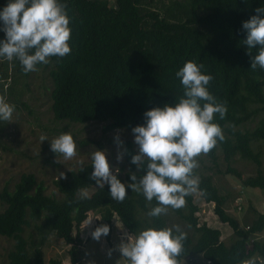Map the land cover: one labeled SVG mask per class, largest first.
I'll return each instance as SVG.
<instances>
[{
  "label": "trees",
  "instance_id": "obj_1",
  "mask_svg": "<svg viewBox=\"0 0 264 264\" xmlns=\"http://www.w3.org/2000/svg\"><path fill=\"white\" fill-rule=\"evenodd\" d=\"M60 2L67 5L70 17L72 51L62 59L52 57L48 65L37 66L49 78L50 84L39 85L48 92L55 121L104 123V133L124 130L133 134L134 127L146 125L147 111L165 104L174 106L183 96L176 72L190 60L203 64L202 73L214 77L208 90L227 107L225 118L217 115L213 121L223 129L225 140H218L205 154L212 162L206 169L230 175L242 186L258 188L264 195L262 152L254 150L255 144L264 140V119L260 118L252 130L243 129L245 122L264 112V69H251L257 50L249 55L242 28L243 22L257 14V8L264 7V0ZM7 3L0 0V11ZM4 39L5 33L0 31V41ZM35 73L25 74L18 60L0 58V96L5 100L10 96L15 109L18 105L27 107L21 96L31 91L28 80ZM8 80L7 89L2 91ZM136 154L133 143L125 142L123 166L114 174L122 183H133L132 174H146L131 163ZM237 157L255 164V174L243 177L232 165ZM219 160L225 165L223 170ZM93 170L92 160L68 170L52 180L54 193H47L44 183L32 173L21 174L12 189L7 185L1 189L0 237L11 241L6 264H61L59 259L45 261L43 257V247L51 235L69 245L71 264H82L77 257L84 242L80 235L83 222L91 215L98 216L92 233L100 225L111 229L114 218L133 237L149 228H171L175 235L179 226L186 233L179 264H195L196 255L207 264H264V237H257L264 230V211L251 208L253 217L242 226L235 213L225 208L227 195L220 193L211 174H198L197 168L193 171L199 178L201 198L214 205L218 220L232 230L229 244L219 239L218 229L199 224V206L192 193L185 197L182 208H169L167 213L181 223L173 226L168 214L148 216L158 206L157 201H147L141 192L128 189L123 202L115 201L107 184L101 189L90 178ZM239 202L235 205L240 210L243 203Z\"/></svg>",
  "mask_w": 264,
  "mask_h": 264
},
{
  "label": "clouds",
  "instance_id": "obj_2",
  "mask_svg": "<svg viewBox=\"0 0 264 264\" xmlns=\"http://www.w3.org/2000/svg\"><path fill=\"white\" fill-rule=\"evenodd\" d=\"M255 11L256 15L243 22L246 32L243 43L249 55L253 49L257 50L251 69H264V7ZM0 22V31L5 33V39L0 41V58L18 60L25 74L38 71V65H48L52 57L62 59L72 51L70 17L67 5L60 0H8L0 11ZM203 67L191 60L186 62L176 72L183 96L174 106L165 104L147 111L146 125L132 129L138 154L131 157V163L146 174L140 177L132 174L133 183H122L112 173L104 151L91 154L94 170L90 178L101 189L107 184L115 201L123 202L128 189L141 192L147 201H157L158 206L148 216L159 217L166 215L169 208H182L185 197L198 189L199 178L193 175L198 167L196 158L214 149L218 140H225L223 129L213 121L217 115L223 120L227 113L226 104L218 102L208 90L214 77L203 74ZM14 112L15 106L0 96V121H10ZM40 139L48 141L46 136ZM115 142L123 147L119 136ZM76 148L73 136L67 132L50 141V150L62 154L66 160L76 156ZM117 160L122 162L123 153L118 154ZM109 232L108 225H101L92 237L99 241ZM175 233L171 228H149L135 237L125 233L116 250L128 264H179L177 258L183 252L186 233L179 226L175 227Z\"/></svg>",
  "mask_w": 264,
  "mask_h": 264
},
{
  "label": "rangeland",
  "instance_id": "obj_3",
  "mask_svg": "<svg viewBox=\"0 0 264 264\" xmlns=\"http://www.w3.org/2000/svg\"><path fill=\"white\" fill-rule=\"evenodd\" d=\"M28 81L31 91L28 90L21 96L27 107L18 105L13 118L10 121H3L1 124L0 191L5 185L12 189L13 184L21 174L32 173L37 181L44 183L47 193H54L56 190L52 180L63 177L68 170L76 169L90 162L91 154L96 150L106 153L113 174L120 173L119 168L123 166L124 157L121 162L117 160V156L120 153L124 154V143L127 141L133 143L137 152L138 145L134 143V135L124 130L104 133L102 130L104 123L69 124L65 121H55L50 110L51 101L48 92L40 88L39 85L41 83L50 84L47 73L40 69ZM9 83V80L4 83L6 85L3 86L2 91L7 89L6 86ZM5 94L9 96L7 91ZM9 97H7L6 102L13 104L12 101H9L12 98ZM16 97L19 99L18 94ZM260 118L264 119V112H259L258 115L245 122L243 129L252 130L258 125ZM66 132L73 136L77 145L76 156L69 160L64 159L62 154H56L50 150V141ZM42 136H46L48 141H42L40 139ZM117 136L123 142V147L118 146L115 142ZM81 141H86V143L80 144ZM259 149L262 152L260 159L264 168V140L255 144L254 150ZM197 162L198 174L209 173L212 175L213 183L220 193L227 195L225 208L228 212H233L232 215L235 213L242 226L248 224L253 217L251 208L260 212L264 211V195L260 189L244 187L239 180L230 175H217L207 170V167L212 166V162L208 160L205 154H201L200 160L198 159ZM219 162L220 168L223 170L225 165L221 164L220 160ZM232 165L243 177L254 175L256 171L255 164L239 157L234 160ZM192 194L194 203L199 206V211L196 213L199 224L205 223L209 227L218 229L220 232L219 239L229 244L233 239L231 238L232 230L228 225L218 220L213 213L214 205L205 202L197 190ZM239 198L241 199L240 202ZM235 201L243 203L240 210L235 205ZM1 209L2 204L0 203ZM167 214L171 225L181 224L173 214ZM97 219L98 216L91 215L83 222L80 236L84 242L77 254L80 262L82 264H118L120 261V264H128V261L122 260L121 253L116 250L126 233L120 222L114 218L109 234L106 237L102 236L97 241L91 235L98 223ZM259 236L264 237V230L257 237ZM10 243V240L0 237V264H6V251ZM68 248V244L51 235L43 247V257L45 261L56 258L61 261V264H71L67 253ZM109 251L112 252L111 256L108 255ZM195 258V264H207L201 255H196ZM189 263L187 262V264ZM181 264H186V261H182Z\"/></svg>",
  "mask_w": 264,
  "mask_h": 264
}]
</instances>
